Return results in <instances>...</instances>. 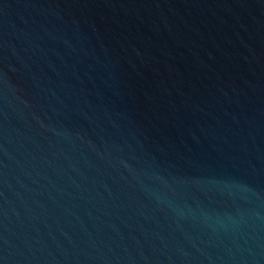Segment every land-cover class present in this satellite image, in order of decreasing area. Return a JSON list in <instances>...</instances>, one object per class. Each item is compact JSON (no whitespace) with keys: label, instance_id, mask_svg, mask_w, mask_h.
Segmentation results:
<instances>
[{"label":"water","instance_id":"obj_1","mask_svg":"<svg viewBox=\"0 0 264 264\" xmlns=\"http://www.w3.org/2000/svg\"><path fill=\"white\" fill-rule=\"evenodd\" d=\"M0 264H264V0H0Z\"/></svg>","mask_w":264,"mask_h":264}]
</instances>
